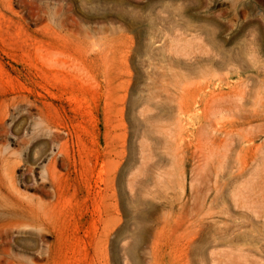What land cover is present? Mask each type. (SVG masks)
Instances as JSON below:
<instances>
[{
    "label": "rangeland",
    "instance_id": "374dc122",
    "mask_svg": "<svg viewBox=\"0 0 264 264\" xmlns=\"http://www.w3.org/2000/svg\"><path fill=\"white\" fill-rule=\"evenodd\" d=\"M261 257L264 0H0V264Z\"/></svg>",
    "mask_w": 264,
    "mask_h": 264
},
{
    "label": "crops",
    "instance_id": "0c3cea01",
    "mask_svg": "<svg viewBox=\"0 0 264 264\" xmlns=\"http://www.w3.org/2000/svg\"><path fill=\"white\" fill-rule=\"evenodd\" d=\"M261 263H264V257H261Z\"/></svg>",
    "mask_w": 264,
    "mask_h": 264
},
{
    "label": "bare ground",
    "instance_id": "6f19581e",
    "mask_svg": "<svg viewBox=\"0 0 264 264\" xmlns=\"http://www.w3.org/2000/svg\"><path fill=\"white\" fill-rule=\"evenodd\" d=\"M220 65H221V66H223V64H222V63H221ZM185 90H186V89H185ZM181 92H182V91H181ZM182 93H183V92H182Z\"/></svg>",
    "mask_w": 264,
    "mask_h": 264
}]
</instances>
